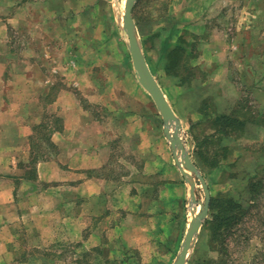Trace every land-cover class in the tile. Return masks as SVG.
Here are the masks:
<instances>
[{"label": "rangeland", "instance_id": "obj_1", "mask_svg": "<svg viewBox=\"0 0 264 264\" xmlns=\"http://www.w3.org/2000/svg\"><path fill=\"white\" fill-rule=\"evenodd\" d=\"M3 1L6 13L20 11L12 0ZM34 1L29 4L38 14L33 25L41 18V28L33 26L32 34L21 36L13 28H1L0 43L3 40L10 55L0 56L8 62L20 59L16 71L23 80L31 69L40 82L38 91L46 92L45 77L52 88L40 100L0 99V264H174L191 222L207 200L195 172L188 171L196 181L195 201L190 194L179 243L171 242L177 239L173 227L157 236L131 227L126 237L118 236L113 225L118 217L96 205V105L105 115L109 104L121 101L118 96L144 102L125 32L127 0H53L51 5ZM136 4L133 17L151 64L159 59L171 23L188 6L187 19L199 28L207 27L208 34L202 35L206 39L197 49L201 67L187 70L179 67L186 61L176 63L182 73L178 81L193 70L187 84L194 90L186 88L183 93L177 82L165 78L162 68L157 76L166 79V92L181 105L185 127L180 135L211 199L228 192L246 207L237 225L232 221L224 228L219 222L207 223L209 210L187 264H264V0H137ZM45 21L48 27L43 29ZM177 27L174 36L169 35L172 41L184 25ZM157 31L161 34L153 39L143 36ZM187 38L197 41L194 36ZM29 42L31 49H23ZM28 57L36 60V67L25 64ZM1 71L13 72L5 67ZM62 89L68 96L59 103L56 97ZM149 100L150 107L158 109L151 96ZM65 106L75 132L58 146L54 132L64 129ZM80 107L85 114H80ZM17 111L23 115L21 134L13 128ZM224 111L242 125L232 124V131L222 134L215 112ZM211 134L202 162L196 137ZM3 141L25 146L3 149ZM13 151L20 154L13 158ZM215 152L222 164L212 167L210 157ZM9 153L13 163L6 164ZM178 155L183 165L180 150ZM146 221L138 217L132 224L146 225Z\"/></svg>", "mask_w": 264, "mask_h": 264}, {"label": "crops", "instance_id": "obj_2", "mask_svg": "<svg viewBox=\"0 0 264 264\" xmlns=\"http://www.w3.org/2000/svg\"><path fill=\"white\" fill-rule=\"evenodd\" d=\"M12 1L13 4L16 3L21 8L20 11L15 12L12 10V13H6V11L2 10L5 3L3 0H0V36L3 34L1 33L3 29L13 28L21 36L25 33L32 34V28H36V26L41 28V18L37 21L39 24L33 25V22L38 18V14L36 11H32L29 4H33L34 0ZM41 1L38 0V4ZM43 1L44 4L48 1L49 5L53 2V0ZM189 2L191 3L192 0H189ZM186 11H190V6H188L187 10L184 9L182 11L178 20L175 19L171 23L167 35L168 39L162 42L159 49V59L155 64H151L150 56H146L138 35L147 64L175 113L180 118L182 129L185 125L181 117V105L175 99L176 97L170 98L168 92H166V79H172L174 82H177L181 86L183 93L186 92V88L194 90L195 87L187 84V78H182L180 81L177 80V78L180 79L182 76L181 69H174L176 60L172 64L170 62L172 59H169V53L177 45H182L186 51H184L180 61H188L190 69H198L201 66L196 62V58L198 57L197 49L200 48L199 45L202 40L206 39L202 35L208 34L206 26L199 28L190 19H187L188 15ZM178 24H183L184 28L178 33V37L172 41L169 35L173 32L174 36L178 29ZM135 25L138 34L136 21ZM49 26L52 28L51 24ZM47 27L48 24L45 21L43 29ZM160 34V31H157L149 34L144 33L143 36L147 37V35H151L150 39H153ZM189 35L194 36L197 41L188 39ZM144 44H146V39H144ZM5 45L3 40H1L0 55L7 52V56H9L10 49ZM31 46H33L31 42L28 45L23 44V49H31ZM144 47L147 49V46ZM13 50L15 51L16 49ZM24 61L29 68L31 66L32 68L36 67V60L29 58V60L25 59ZM20 62V59H13L8 62L0 56V71L3 67L7 71L8 69H12L13 71L10 74L0 72V99L5 101L17 98L22 100L43 99L42 95L49 94L52 88V85L47 84L49 80L45 77L43 81L46 92L38 91L39 87H36L40 82L36 81V75H32L31 69L28 75H24L25 80L21 78L22 74L16 71V66L18 69L21 66L17 65ZM161 62L163 64H160ZM27 66H25V69ZM179 67L187 68L186 64H179ZM160 68L164 70L166 79L163 76H157ZM15 72L17 73L16 75L13 74ZM137 78L140 85L144 88L143 94H140V100L144 102L135 103L133 99H129L128 102L127 95L118 96V98H122L121 101H117L116 99L113 106L109 104L105 115L100 114L101 108L98 109V105H96V147H93V149H96V205H100V209L110 213V215L113 213L115 219L118 217V222L116 221L113 224L115 232H118V236L126 237L131 227L140 228V233L147 236H157L160 233L162 235L163 229L173 227L177 229L176 232L174 231L177 239H171V242L179 243V237L182 233L181 229L184 227L181 221L184 219L186 202L191 194V183L175 159L174 148L167 136L165 119L161 110L157 104L158 109L154 106L150 107L149 98L152 95L141 83L138 75ZM2 83L5 86H2ZM58 95V97H55L58 98L59 103L64 101L68 96L65 89H62ZM117 102H123V106H116ZM80 109V114H85L86 110L81 107ZM61 113L65 118L64 129L54 132V137L58 136L60 139V142L56 141L58 146H63L66 143L68 136L71 135L69 133L75 132L76 126L72 122L70 124L69 110L66 109V106L61 110ZM223 113L227 112L224 111ZM219 114H222V112H215V117ZM16 115V122L14 121L13 124L15 126L13 128H16L17 132L20 131L21 134L25 129H23L22 125H19L23 123L21 118L23 115L20 111H17ZM11 117L13 118V116ZM210 117L212 116L210 115ZM28 129L30 132L29 126ZM1 146L3 149L7 147V149L15 150L16 147H23L25 145L21 142L9 144V142L3 141ZM19 152L15 153L13 151V158L18 156ZM10 155L11 153L8 154L9 157L7 156V159L4 157L6 164L13 163ZM66 162L71 163L72 160H67ZM138 217L146 218L148 220L146 221V225L132 224V220ZM179 220L180 223L178 222Z\"/></svg>", "mask_w": 264, "mask_h": 264}, {"label": "water", "instance_id": "obj_3", "mask_svg": "<svg viewBox=\"0 0 264 264\" xmlns=\"http://www.w3.org/2000/svg\"><path fill=\"white\" fill-rule=\"evenodd\" d=\"M136 2L137 0H127L125 13V32L129 40V46L137 75L141 83L152 95L153 99L155 100L156 104L158 105L159 109L161 110L164 116L166 133L174 148L176 161L178 162L182 171L185 173L186 177L191 183L192 202L195 201L196 181L194 176L189 173L188 170L195 172L200 177L206 189V203L202 209V212L199 215L195 216L193 221L191 222V226L186 235V239L184 241L182 249L179 253L176 262L174 263L187 264L189 253L193 246L194 239L196 238V235L199 233L204 221L209 215L211 194L206 180L204 179L199 167L193 161L191 153L187 149L186 144L182 136L180 135V131H182V123L180 121V118L175 113L173 107L171 106L170 102L168 101L166 95L162 91L161 87L159 86L156 78L152 74L147 64L133 17V9ZM179 150L181 151L182 158L184 159L183 165L180 164V156L178 155Z\"/></svg>", "mask_w": 264, "mask_h": 264}, {"label": "trees", "instance_id": "obj_4", "mask_svg": "<svg viewBox=\"0 0 264 264\" xmlns=\"http://www.w3.org/2000/svg\"><path fill=\"white\" fill-rule=\"evenodd\" d=\"M140 0H138L139 2ZM137 5V4H136ZM185 48L182 45H177L170 53H169V59L172 64L179 61V59H182L183 53ZM177 58V59H176ZM187 62V61H186ZM184 63L187 66V70H189L188 63ZM177 65L174 66V69L177 70ZM183 68V67H182ZM193 74V70L189 71V74L185 77L187 79L190 78V75ZM216 122H219L220 127L217 130H220V132L223 133H229L231 128L235 127L237 124H241L242 122L238 121L237 117L232 118L227 113L219 114L217 117H215ZM233 124V127H232ZM214 136L213 134L207 135L204 138L196 137V144H198V155L200 159L203 162V159L206 158L205 153L207 152V142L209 137ZM241 137V136H240ZM212 161L211 165L212 167H217L220 165L222 158H219V153L215 152L211 155ZM249 176V175H246ZM226 194H221L220 196H214L212 197L211 201V217L208 218L207 223H214L219 222L220 225L224 228L225 226H228L229 224L234 222V226L237 225L238 222H240V215H243L245 212V206L241 203H238L236 198L229 197L228 192H224ZM256 194V193H255ZM254 198H257L254 196ZM219 227V226H218ZM232 232V230L230 231ZM235 234V233H233ZM218 235H221L222 233L219 231Z\"/></svg>", "mask_w": 264, "mask_h": 264}, {"label": "bare ground", "instance_id": "obj_5", "mask_svg": "<svg viewBox=\"0 0 264 264\" xmlns=\"http://www.w3.org/2000/svg\"><path fill=\"white\" fill-rule=\"evenodd\" d=\"M189 171V170H188ZM194 209V208H193Z\"/></svg>", "mask_w": 264, "mask_h": 264}]
</instances>
